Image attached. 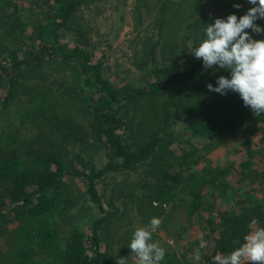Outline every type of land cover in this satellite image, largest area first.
Returning a JSON list of instances; mask_svg holds the SVG:
<instances>
[{
	"label": "trees",
	"instance_id": "1",
	"mask_svg": "<svg viewBox=\"0 0 264 264\" xmlns=\"http://www.w3.org/2000/svg\"><path fill=\"white\" fill-rule=\"evenodd\" d=\"M95 1L0 0V264H115V253L126 260L129 241L122 233L113 251L121 213L134 212L145 226L202 207L209 212L201 236L183 238L179 225L161 264H192L189 254L213 264L216 253L264 226V174L243 196L230 174L253 178V154L233 169L228 157L213 165L207 155L239 133L264 135V113L254 115L238 93L209 91L206 84L228 72L204 69L190 49L207 23L239 18L251 5L155 0L154 28L133 36L138 74H125L119 89L103 55L81 46L83 11ZM148 3L135 0L136 22ZM64 32L73 45H62ZM256 188L262 195L253 200ZM220 191L226 204L215 209Z\"/></svg>",
	"mask_w": 264,
	"mask_h": 264
},
{
	"label": "rangeland",
	"instance_id": "2",
	"mask_svg": "<svg viewBox=\"0 0 264 264\" xmlns=\"http://www.w3.org/2000/svg\"><path fill=\"white\" fill-rule=\"evenodd\" d=\"M134 2L135 0H99L98 2L95 1L91 3L89 8L83 11L84 25L88 28V35L83 39L84 42L81 43V46L85 48L87 54H95L96 56L103 55L104 63L109 66L105 74L111 77V81H113L119 89L121 87V79L124 78L123 76L125 74L132 75V77L138 74V70L134 67L132 60L133 36L137 31L140 35H143L144 31H151L152 28H154V24L151 22L157 18V14L159 13V2L149 0L148 5L146 4L144 7L141 5L138 12H140L142 18L141 21L136 22L134 16L137 14L132 11ZM153 5H155L154 9L151 8ZM32 10L33 12H35V10L37 11L36 8ZM147 34L150 35V33ZM74 40L75 37L72 33L64 32L61 42L64 46H71L74 44ZM249 154H253L250 161H252L251 173L254 174V177L249 178L245 175V177H240L241 175L233 170L230 174L231 184L234 186L239 184V186L236 187H238V191L241 190L240 187L242 188L241 195L243 196L247 191L253 189L252 185H255V183L249 184V181L253 179L259 181L260 176L258 175L264 174V135L248 132L239 133L231 139L226 147L219 146L207 155L213 165L225 163L228 157L229 161L234 162L232 166L233 169L237 162L243 158H248ZM95 160L99 163V155L95 156ZM235 167L238 168V165L236 164ZM248 168L249 166H247L246 169ZM108 182L109 185L112 184V181L109 179ZM254 194L256 196L252 197L253 200L257 198V196H261L262 192H259L256 188ZM226 198L222 197L221 191L220 194H216L214 199L215 209L225 205ZM119 204V201L115 200V206L119 207ZM104 207H106V205H104ZM207 212H209V210L202 207L190 218L185 210L181 211L175 209L169 217L163 219L164 224H160L155 230V236L153 238L165 249L166 246L173 245V238L178 236L176 228L179 225H183L184 228L180 233L183 238L194 239L197 236H201L202 228L205 229L207 227L206 224H203L201 217L205 216ZM115 223L111 236V245L113 246L114 252L115 249H119L118 247L121 246L118 238L122 233H129L128 236L130 239L132 231L136 227L142 226L138 223L135 213H129L128 211L121 213ZM167 232L168 236L166 235ZM127 243L125 249L127 252L126 260H124L125 264H135V256L130 253ZM103 247L102 245V248ZM114 255L116 257L115 264H117V260L120 255L122 256V253H115ZM187 256L191 258L190 261L192 264L199 263V255L193 256L189 254ZM248 264H250V262H248Z\"/></svg>",
	"mask_w": 264,
	"mask_h": 264
},
{
	"label": "clouds",
	"instance_id": "3",
	"mask_svg": "<svg viewBox=\"0 0 264 264\" xmlns=\"http://www.w3.org/2000/svg\"><path fill=\"white\" fill-rule=\"evenodd\" d=\"M251 5L237 17L229 13L217 17L202 29L191 54L199 59L204 69H223L228 75L216 77L215 84L206 88L224 95L228 91L238 93L244 106L254 115L264 113V38L254 39L250 33H264V26L256 21L264 20V0H246ZM239 9L241 4L234 3ZM252 224L257 221L253 219ZM159 217H151L145 226L136 227L127 243L135 264H161L165 249L153 239V232L159 227ZM200 247L204 248L201 241ZM213 264H264V226L255 227L243 235L242 242L227 254L220 252L212 257ZM117 264H125L119 257Z\"/></svg>",
	"mask_w": 264,
	"mask_h": 264
}]
</instances>
